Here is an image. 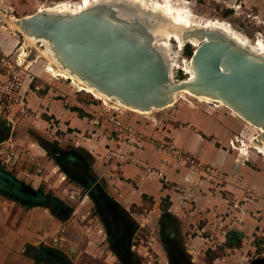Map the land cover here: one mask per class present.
Masks as SVG:
<instances>
[{
	"label": "rangeland",
	"instance_id": "obj_1",
	"mask_svg": "<svg viewBox=\"0 0 264 264\" xmlns=\"http://www.w3.org/2000/svg\"><path fill=\"white\" fill-rule=\"evenodd\" d=\"M56 1L62 0H0V171L52 196L22 201L0 185V264H44L33 255L43 245L70 264H176L172 249L191 264L264 258V152L253 145L248 155L237 149L253 130L228 110L200 101L192 107L180 99L152 117L109 107L70 79L50 76L42 42L26 46L32 61L22 64L25 36L2 21L3 14L19 18ZM172 1L197 16L226 20L252 40L264 38V0ZM172 47L178 65L195 50L191 44L180 50L175 41ZM175 76L185 74L176 68ZM192 134L201 136L199 145ZM196 144L200 152L193 153ZM148 146L154 161L140 154ZM54 148L82 155L129 215L136 248L127 261L109 247L93 196ZM229 160L232 167H225ZM127 166L137 175L124 174ZM147 179L157 181L158 190L144 192ZM167 216L175 222L174 237L165 231Z\"/></svg>",
	"mask_w": 264,
	"mask_h": 264
},
{
	"label": "water",
	"instance_id": "obj_2",
	"mask_svg": "<svg viewBox=\"0 0 264 264\" xmlns=\"http://www.w3.org/2000/svg\"><path fill=\"white\" fill-rule=\"evenodd\" d=\"M11 19L31 40L43 39L46 54L67 72L124 105L148 111L171 103L185 89L221 99L261 127L258 137L264 140V54L250 51L220 27L183 26L133 0H98L75 15L41 9ZM170 30L184 41L207 38L186 63L195 72L188 81L172 80L170 58L156 42L167 39ZM165 220L166 233L176 236L174 220ZM171 251L176 264H191L181 251ZM254 264H264V258Z\"/></svg>",
	"mask_w": 264,
	"mask_h": 264
},
{
	"label": "bare ground",
	"instance_id": "obj_3",
	"mask_svg": "<svg viewBox=\"0 0 264 264\" xmlns=\"http://www.w3.org/2000/svg\"><path fill=\"white\" fill-rule=\"evenodd\" d=\"M98 0H62V1H56L52 4H41L39 9L37 10L38 13L41 9H47L51 11H69L72 12V15L77 14L78 12L84 11L88 5L94 6ZM137 2L142 8L149 10L151 12L158 13L167 19L171 20L174 23L183 25V26H192V25H202L205 26V29H207L208 26H215L222 28L226 33L231 35L236 41H238L241 45L246 47L252 52L256 53H262L264 54V38L259 37L258 39L252 40L249 38L246 34L240 32L237 30L230 22L218 19V18H205L201 16H197L194 13H192L191 9H187L184 5L175 6L172 0H133ZM177 5V3H176ZM34 13V14H35ZM33 14L25 15L23 17L14 18V19H20L24 17H30ZM12 18V17H11ZM8 17V22L11 24V26L15 30H19L20 32H23L22 29L11 19ZM25 36V43L22 45L19 53V61L22 64H25L28 62L29 57V51L26 49V46L28 47H34L37 42H42L43 45H45L43 39H36L31 40L24 32ZM207 37V36H205ZM207 38H204L200 41H195L191 37L186 38V41L184 39H181L179 36V33L175 30H170L168 34L167 39L158 40L156 39L157 44L166 52V54L170 58V76L173 81L177 82H183L188 81L195 77V72L192 71L189 67L186 66V63L191 61L192 54L187 58H184L183 65H178L177 62V52L173 50L172 42L175 41L178 44V48L181 50L186 44H191L194 46V49L200 46L202 41H205ZM46 48V46H45ZM45 48L40 49V54L44 56L47 60V70L50 71V76L53 74L54 76L60 75L65 78H68L72 81V84L75 85L76 88L79 90H84L88 93H91L93 96L103 100V102L114 109L118 110H124L128 109L130 111H134L137 113H141L142 115H145L147 117H152L154 113L160 109L168 108L180 101L182 99L183 101H186V104L190 106L197 107L198 101L204 102L207 104H214V108L218 109H226L228 110L231 115H233L236 119L243 122L246 126L249 127V129L253 130L252 135L248 136V139L250 141L248 143H244L240 148L237 146V149L242 152L243 155L247 154L248 146L253 145L258 151L264 152V140L260 139L258 135L262 132V128L256 125L255 123L249 121L245 117H243L241 114H239L237 111H235L232 107H230L227 103L222 101L221 99H216L212 97H201L199 95H196L188 90H181L177 97L171 102L164 106H161L159 108H153L148 111H139L136 109H133L127 105H124L120 102H118L115 98L99 91L94 86L90 85L89 83L85 82L84 80L72 75L71 73L67 72L63 65L56 63L53 61L45 52ZM180 53V52H179ZM40 56V55H39ZM32 61V60H30ZM28 62V65L30 63ZM179 68L185 73V76L183 79L179 80L180 78L176 79L175 76V69ZM52 71V72H51ZM194 109V108H193Z\"/></svg>",
	"mask_w": 264,
	"mask_h": 264
},
{
	"label": "flooded vegetation",
	"instance_id": "obj_4",
	"mask_svg": "<svg viewBox=\"0 0 264 264\" xmlns=\"http://www.w3.org/2000/svg\"><path fill=\"white\" fill-rule=\"evenodd\" d=\"M56 158L62 163L65 168L71 170L70 176L77 177L82 180L83 184L88 187L89 194L95 204L94 210L97 211V220L102 222L106 239L109 247L116 252L119 251V258L123 261H127L132 257V252L136 248V233L133 235L134 225L129 215L125 211H122L119 205L116 203L114 195L107 191L96 180V177L90 172V164L85 158L78 152L64 151L54 148ZM0 185H4V189H11L12 191L20 194L19 199L22 201H51L52 196L48 193H43L40 190L29 191V185H26L22 181L15 177H9L3 171H0ZM35 254L38 257H42V260H38L40 263L46 264L47 259H53L55 264H70L67 257L63 256L60 251L55 250L53 247L46 245L36 247ZM34 262L38 258H34ZM128 264V263H127Z\"/></svg>",
	"mask_w": 264,
	"mask_h": 264
},
{
	"label": "crops",
	"instance_id": "obj_5",
	"mask_svg": "<svg viewBox=\"0 0 264 264\" xmlns=\"http://www.w3.org/2000/svg\"><path fill=\"white\" fill-rule=\"evenodd\" d=\"M201 128V127H200ZM202 129V128H201ZM205 132V131H204ZM200 136V135H199ZM199 136L197 135V134H195V135H193L192 134V136H191V139H192V142L193 141H195L198 145H199V143H200V141H201V139H199ZM201 137V136H200ZM190 139V140H191ZM185 141H188V140H185ZM184 141V142H185ZM197 144L195 145V147H194V149H192V152L193 153H197L198 151H199V148L197 147ZM185 145H186V142H185ZM185 145L183 146L184 148H186L185 147ZM150 146H148L142 153H140L142 156H145L146 158H151L153 161H154V158L152 157V155H153V151H152V149H150L151 150V152H150ZM200 152V151H199ZM201 152H203V153H205V151L204 150H202L201 149ZM144 157V158H145ZM215 157H217V156H215ZM213 158V157H212ZM210 162V161H209ZM216 162H218V161H215V163ZM231 162V160H229L228 161V163L227 162H225L224 163V166L226 167V166H230V167H232L229 163ZM212 163H214V162H212ZM220 164V163H219ZM218 164V165H219ZM127 168L128 169H125L124 170V174H127L128 176H134V175H137V172L138 171H136V170H134L132 167H129V166H127ZM132 169V170H131ZM245 169V168H244ZM249 169H250V167H249ZM249 169H245L246 171H248ZM141 183L143 184V185H141V187L143 188V191L144 192H154L155 190H158V188L160 187L159 186V184L157 183V181H154L153 179L151 180V179H147V180H145V181H141ZM256 189L257 190H259V187L257 186L256 187ZM21 232H17V235H19ZM11 238H13V237H11ZM8 239H9V237H8ZM11 240V239H10ZM9 243V242H8Z\"/></svg>",
	"mask_w": 264,
	"mask_h": 264
},
{
	"label": "trees",
	"instance_id": "obj_6",
	"mask_svg": "<svg viewBox=\"0 0 264 264\" xmlns=\"http://www.w3.org/2000/svg\"><path fill=\"white\" fill-rule=\"evenodd\" d=\"M188 54H189V55H191V54H192V52H189Z\"/></svg>",
	"mask_w": 264,
	"mask_h": 264
},
{
	"label": "built area",
	"instance_id": "obj_7",
	"mask_svg": "<svg viewBox=\"0 0 264 264\" xmlns=\"http://www.w3.org/2000/svg\"><path fill=\"white\" fill-rule=\"evenodd\" d=\"M184 73V72H183ZM185 74V73H184Z\"/></svg>",
	"mask_w": 264,
	"mask_h": 264
}]
</instances>
